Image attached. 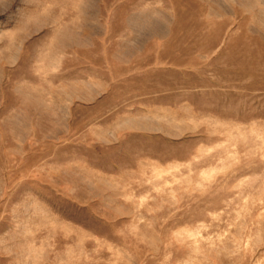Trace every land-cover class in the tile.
<instances>
[{"label": "rangeland", "instance_id": "1", "mask_svg": "<svg viewBox=\"0 0 264 264\" xmlns=\"http://www.w3.org/2000/svg\"><path fill=\"white\" fill-rule=\"evenodd\" d=\"M0 264H264V0H0Z\"/></svg>", "mask_w": 264, "mask_h": 264}]
</instances>
